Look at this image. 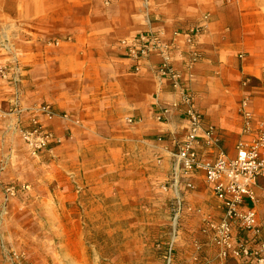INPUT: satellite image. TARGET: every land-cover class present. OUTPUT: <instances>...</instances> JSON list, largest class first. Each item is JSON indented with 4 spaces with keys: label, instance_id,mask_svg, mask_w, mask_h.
<instances>
[{
    "label": "crops",
    "instance_id": "obj_1",
    "mask_svg": "<svg viewBox=\"0 0 264 264\" xmlns=\"http://www.w3.org/2000/svg\"><path fill=\"white\" fill-rule=\"evenodd\" d=\"M145 32L169 46L170 66L204 123L220 132L227 155L240 139L239 97L249 98L256 122L264 120V102L256 104L264 101V0H0V64L20 67L12 86L0 80V264H11V251L36 264L33 244L55 223L92 227L110 244L118 225L112 203L131 182L148 187L152 151L161 159L158 172L169 173L170 142L186 128L173 107L178 86L157 75L158 52L136 71L119 44ZM243 79L253 84L241 86ZM42 104L66 119L50 123L59 140L51 154L34 157L18 134L31 114L12 110ZM190 182L189 203L219 216L202 176ZM9 186L19 188L15 198L7 197ZM255 193L264 224V178ZM191 223L194 239L199 219Z\"/></svg>",
    "mask_w": 264,
    "mask_h": 264
},
{
    "label": "built area",
    "instance_id": "obj_2",
    "mask_svg": "<svg viewBox=\"0 0 264 264\" xmlns=\"http://www.w3.org/2000/svg\"><path fill=\"white\" fill-rule=\"evenodd\" d=\"M119 44L136 71L149 53L158 52L163 61L156 69L157 75L173 80L179 89L180 102L173 107L184 117L186 128L183 136L170 142L173 149L169 153V173L162 187L165 192H172L170 230L159 247L161 264H208L211 255L208 251L221 262L264 264V224L254 205L257 201L255 189L259 179L264 178V120H254L250 100L244 97L237 109L242 119L240 139L235 143L233 155H227L221 145L220 132L213 125L204 123L194 94L180 83V74L170 66L169 46L163 45L158 35L151 32ZM19 73L18 64L0 66V80L9 86L20 77ZM12 112L17 116L31 114L18 129L30 155L51 154L59 140L50 123L66 117L47 104L30 109L15 105ZM167 113L164 109L155 119L163 122ZM198 174L216 200L219 216L202 212L189 203L187 197L194 188L190 180ZM17 189L9 186L4 191L7 197H14ZM195 217L199 219L197 237L189 239L190 224ZM179 244L187 247L182 249ZM188 246L192 248L188 249ZM183 253H187V258L182 257ZM9 259L11 264H29L14 251Z\"/></svg>",
    "mask_w": 264,
    "mask_h": 264
},
{
    "label": "rangeland",
    "instance_id": "obj_3",
    "mask_svg": "<svg viewBox=\"0 0 264 264\" xmlns=\"http://www.w3.org/2000/svg\"><path fill=\"white\" fill-rule=\"evenodd\" d=\"M242 84L248 87L253 83L250 79H243L241 86ZM259 84L262 85L259 89L264 91V80L259 81ZM240 102L239 97L235 102L237 106L234 104V112L237 111ZM263 102L256 101L258 109L262 108L260 105H263ZM160 160L158 154L152 151L151 163L148 165L150 173L148 187L141 188L139 183L131 182L127 194L121 195L112 203L111 208L115 209L114 216L118 225L116 237L112 238L110 244L108 237L101 236L99 242V238L96 237L97 230L92 227L78 228L73 225L63 228L60 223H55L46 231L41 242L39 239V243L33 244L39 258L36 264H161L159 247L169 236L171 197L169 198L167 192L162 190L167 175L162 177L160 170L158 172ZM16 195L10 198H15ZM54 215V221H57L56 217L60 214ZM105 232L108 233L109 229ZM100 243L102 245L98 247ZM207 254L212 253L208 251ZM208 264L236 263L211 259Z\"/></svg>",
    "mask_w": 264,
    "mask_h": 264
}]
</instances>
